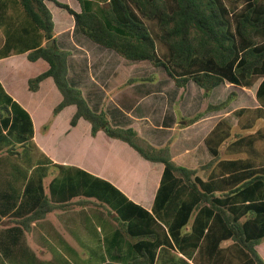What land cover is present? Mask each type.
<instances>
[{"label": "crops", "instance_id": "1", "mask_svg": "<svg viewBox=\"0 0 264 264\" xmlns=\"http://www.w3.org/2000/svg\"><path fill=\"white\" fill-rule=\"evenodd\" d=\"M57 1L81 12L78 0ZM47 7L53 20L50 46L69 52L68 85L93 112H104L111 127L131 128L155 149L168 147L176 166L195 170V177L219 189L264 177L263 95L259 100L251 89L227 81L207 97L193 81L178 87L164 68L127 61L83 36L67 11L51 2ZM39 40L17 0H0V55L7 44L16 50L0 58V92L9 111L0 119L9 146L0 149V264H127L140 248L155 250L153 264L174 257L193 264L153 214L164 165L103 131L92 136L83 118L72 126L75 105L53 115L62 96L51 77L29 90V81L49 68L42 59L27 58ZM231 93L226 107L207 110ZM15 117L29 120L31 133L20 126L12 130ZM43 199L53 205L92 203L55 209L21 225ZM195 213L183 233L190 231ZM253 216L249 211L242 220ZM151 234L154 239H135ZM210 243L191 258L198 264L245 263L231 240L219 244L217 255L208 253ZM254 251L264 261V238Z\"/></svg>", "mask_w": 264, "mask_h": 264}, {"label": "trees", "instance_id": "2", "mask_svg": "<svg viewBox=\"0 0 264 264\" xmlns=\"http://www.w3.org/2000/svg\"><path fill=\"white\" fill-rule=\"evenodd\" d=\"M78 1L80 13L57 0H17L40 35L27 58L31 62L42 59L49 65L47 71L29 81V90L36 91L42 80L51 77L62 96L53 115L67 105H75L72 126L83 118L90 123L92 136L103 131L108 137L127 143L145 160L164 165L154 204V209H159L156 217L167 228L177 251L193 264L198 261L191 255L203 252L204 242L211 240L207 251L214 255L216 250L217 255L219 244L227 239L238 248L240 262L264 264L254 251V246L264 238V202H259L264 198V177L257 176L250 183L239 182L233 189H224L223 185L219 189L201 181L195 177V170L174 164L168 147L155 149L142 141L135 130L113 128L104 112H93L80 91L67 83L69 52L59 50L54 44L42 46L43 41L49 42L54 36L52 15L47 7L51 2L72 15L79 32L90 41L127 61H146L164 68L178 87L193 81L207 97L212 89L227 81L251 89L260 100L264 96V0ZM12 51L16 50L7 44L0 58ZM234 96L229 94L225 102L207 110L226 107ZM1 108L4 114L0 112V119L8 117V107L2 106L0 111ZM23 121L15 117L12 130L17 126L24 129ZM216 191H221L218 196ZM163 195L164 200L160 199ZM249 199L253 202H246ZM89 203L92 202L53 205L43 199L21 225L27 227L55 209ZM249 211L254 216L242 220ZM194 213L190 231L183 233ZM148 237L152 239L154 234L135 239L139 242ZM154 259L155 250L140 248L138 257L127 264H153ZM165 264L189 263L180 258Z\"/></svg>", "mask_w": 264, "mask_h": 264}, {"label": "rangeland", "instance_id": "3", "mask_svg": "<svg viewBox=\"0 0 264 264\" xmlns=\"http://www.w3.org/2000/svg\"><path fill=\"white\" fill-rule=\"evenodd\" d=\"M138 64H140V63H138ZM143 64H148L147 66H151V65H149V63H147V62H144ZM152 68H154V67H152ZM159 71H160V69H159ZM161 72V71H160ZM0 105H1V107L2 106H5L6 104H5V102H4V97H3V95H2V93L0 92ZM2 114H4V109H2L1 108V111H0ZM28 121V123H29V120H27ZM27 121L24 119V132L25 133H31V130L29 129H27V126H26V124H28L27 123ZM30 123H31V121H30ZM28 128H29V125H28ZM8 137L7 136H4V135H2L1 133H0V149L2 148V149H4V148H8L9 146H8ZM30 145H31V143H30ZM165 197L166 196H160V199H165ZM160 199L158 200V201H160ZM154 204H155V202H154ZM156 213L158 214L159 213V209H157V207H156V209H154V207H153V214L155 215V217L157 216L156 215ZM168 261H166L165 263H167V262H170V261H174V260H176V257H174L172 260H169L168 258H166Z\"/></svg>", "mask_w": 264, "mask_h": 264}, {"label": "water", "instance_id": "4", "mask_svg": "<svg viewBox=\"0 0 264 264\" xmlns=\"http://www.w3.org/2000/svg\"><path fill=\"white\" fill-rule=\"evenodd\" d=\"M52 44V41H49L48 43L45 44L46 47H49Z\"/></svg>", "mask_w": 264, "mask_h": 264}]
</instances>
